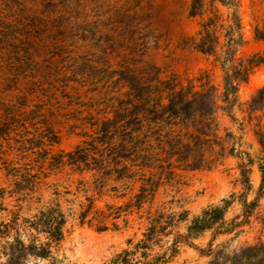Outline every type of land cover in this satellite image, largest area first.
<instances>
[{
    "label": "rangeland",
    "instance_id": "rangeland-1",
    "mask_svg": "<svg viewBox=\"0 0 264 264\" xmlns=\"http://www.w3.org/2000/svg\"><path fill=\"white\" fill-rule=\"evenodd\" d=\"M192 7L193 0H0V229L15 216L31 219L58 203L67 224L57 257L66 264H105L164 214L167 248L223 200L231 201L228 221L242 213L241 165L249 155L253 189L246 199L257 202L250 223L214 245L238 250L264 241V96L252 105L264 88V0H199L195 14ZM208 33L211 54L199 49ZM226 51L246 75L231 114H216L217 136L204 166L173 162L163 169L138 157L128 162L136 165L129 178L108 180L95 194L91 173L54 161L128 103L136 74L145 85L159 79L177 91L215 89L224 107ZM156 132L146 129L141 151L157 147ZM22 179L30 184H19ZM144 187L153 189L147 197ZM92 195L93 209L83 221L80 205L87 208ZM100 221L106 230H98ZM212 236L207 231L191 245L178 244L165 264H208L200 251ZM6 241L0 238V245Z\"/></svg>",
    "mask_w": 264,
    "mask_h": 264
},
{
    "label": "trees",
    "instance_id": "trees-1",
    "mask_svg": "<svg viewBox=\"0 0 264 264\" xmlns=\"http://www.w3.org/2000/svg\"><path fill=\"white\" fill-rule=\"evenodd\" d=\"M198 5L199 0H193V14ZM212 46L213 42L208 33L202 39L199 49L203 53L211 54L214 52ZM234 63L233 51H226L223 58L225 86L221 99L225 103L224 107L219 105L215 89L193 92L189 88L177 91L170 82L154 79L145 85L143 77L139 74L134 75L133 83H130L128 103L121 107L113 118L98 122L96 130L82 145L74 151L55 157L54 161L61 166H71L73 171L80 174L91 173L95 194H98L96 190L100 192L103 189L108 180L129 178L136 165L130 166L128 162L133 163L138 157L158 162L163 169L167 166L173 167V162L188 168L204 166L205 154L212 148L217 136L216 114L219 109L231 114V108L238 98L239 81L246 75L245 71ZM263 96L264 88L253 99L252 105ZM146 129L157 131L158 139L155 141L157 147L151 146V151L139 149L140 138ZM145 138L144 136L143 139ZM247 156L248 163H252L251 157ZM248 163L244 162L241 165V179L245 190L240 201L242 213L233 220L226 219L231 201L223 200L224 206L206 209L200 217L191 222L186 234H179L172 244L165 248L162 242L163 237L168 234V224H161L164 214H159L151 219L141 240L134 243L130 239L128 248L105 264H165L178 253V244L191 245L190 240L195 235L207 231L212 232L213 238L208 249L200 252L210 258L208 264H264L262 240L238 250H231L228 244L214 245L218 237L240 234L241 229L250 223L257 202L248 203L246 199L247 194L253 189L250 178L252 169ZM145 166L140 165L142 168ZM30 177L37 178L31 175ZM27 182L30 184L26 179H22L19 184ZM80 185L86 186L87 182L81 181ZM146 188L141 189L143 197H147L153 191ZM81 190L84 189H79ZM86 200L89 202L87 208L80 205L82 210L80 218L83 221L93 209L94 195L87 197ZM181 218H185V215L182 214ZM66 224V214L58 203L41 210L31 219L21 220L15 216L10 223L4 224L0 229V238H8V241L0 245V264H33V260L66 264L57 257V252L65 239ZM106 229L107 227L100 221L98 230Z\"/></svg>",
    "mask_w": 264,
    "mask_h": 264
}]
</instances>
